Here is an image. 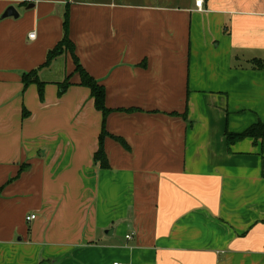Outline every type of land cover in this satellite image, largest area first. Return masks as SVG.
<instances>
[{
  "label": "crops",
  "instance_id": "1",
  "mask_svg": "<svg viewBox=\"0 0 264 264\" xmlns=\"http://www.w3.org/2000/svg\"><path fill=\"white\" fill-rule=\"evenodd\" d=\"M9 6L18 17L1 18ZM66 7L126 144L105 137L106 169L70 54L40 69L42 101L21 82ZM256 122L264 0H0V264H264V140L224 135Z\"/></svg>",
  "mask_w": 264,
  "mask_h": 264
},
{
  "label": "trees",
  "instance_id": "2",
  "mask_svg": "<svg viewBox=\"0 0 264 264\" xmlns=\"http://www.w3.org/2000/svg\"><path fill=\"white\" fill-rule=\"evenodd\" d=\"M70 54L73 65H74V73H76L79 77L78 85L84 86L89 89L90 95L93 98L95 108L101 112L102 114V126L101 131L98 136V148L94 152L93 159L94 162L98 164V166L102 169L108 168V160L106 157V153L104 151V139L109 136L113 138L115 141L121 143L126 146L124 140L120 137L109 135L105 128V122L107 115L112 111L107 108L105 105V90L104 87L98 83L80 64L78 57L75 54V46L72 40L69 37V11L66 7L63 13V21H62V37L56 43V45L48 50L46 54L45 61L38 68L32 69L30 71L24 72L21 75V82L23 84V89H25L30 84H35L38 91V97L42 101L44 98V86L45 82L42 81L39 77V71L41 68L48 67L54 59L63 55ZM69 77L66 76L63 81L58 82V94L61 95L65 92L68 86L71 84L69 82ZM23 116H26L28 112L23 108L22 111ZM225 139L228 144L235 143L244 138H252L254 140H264V124L261 122H256L248 126L245 130L234 133L225 131Z\"/></svg>",
  "mask_w": 264,
  "mask_h": 264
},
{
  "label": "built area",
  "instance_id": "3",
  "mask_svg": "<svg viewBox=\"0 0 264 264\" xmlns=\"http://www.w3.org/2000/svg\"><path fill=\"white\" fill-rule=\"evenodd\" d=\"M204 4V0H194V6L197 10H201ZM35 37V33L31 32L28 34V38L33 39ZM35 218V214H30L27 216V220H32ZM126 238H130V235H127ZM113 264H119L118 262H114Z\"/></svg>",
  "mask_w": 264,
  "mask_h": 264
},
{
  "label": "water",
  "instance_id": "4",
  "mask_svg": "<svg viewBox=\"0 0 264 264\" xmlns=\"http://www.w3.org/2000/svg\"><path fill=\"white\" fill-rule=\"evenodd\" d=\"M11 16L18 17V12L16 11L14 7L9 6L2 13L1 18L11 17Z\"/></svg>",
  "mask_w": 264,
  "mask_h": 264
}]
</instances>
